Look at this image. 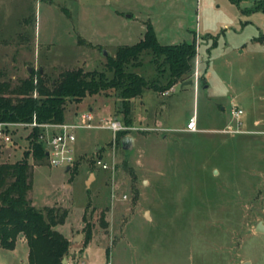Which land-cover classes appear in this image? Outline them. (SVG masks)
I'll return each instance as SVG.
<instances>
[{"label": "rangeland", "instance_id": "obj_1", "mask_svg": "<svg viewBox=\"0 0 264 264\" xmlns=\"http://www.w3.org/2000/svg\"><path fill=\"white\" fill-rule=\"evenodd\" d=\"M256 1L0 0V72L12 84L28 67L110 78L106 57L148 25L160 44L196 42L197 84L178 82L167 95L144 89L129 123L115 89L65 103L64 123L85 113L94 123L115 118L134 138L125 151L117 132L76 128L69 163L34 164L32 205L68 211L55 228L70 238L69 264H264V233L255 231L264 224V13L250 10ZM126 70L167 83L150 52ZM233 109L242 110L237 119ZM191 116L197 130L185 131ZM30 132L9 131L10 148L0 139V162L20 159ZM2 253L0 264L28 262L27 244Z\"/></svg>", "mask_w": 264, "mask_h": 264}, {"label": "trees", "instance_id": "obj_2", "mask_svg": "<svg viewBox=\"0 0 264 264\" xmlns=\"http://www.w3.org/2000/svg\"><path fill=\"white\" fill-rule=\"evenodd\" d=\"M250 10L264 13V0L256 1ZM145 51L152 53L158 70L167 71V83L148 81L126 70L129 64L138 62ZM196 52L195 39L163 45L148 25L140 40L132 45H119L113 56L106 57V68L112 73L110 78L105 71H88L82 67L63 69L55 77L32 68L26 77L12 84L3 80L0 72V122H30L35 116L38 123H61L67 101L78 102L86 94L115 89L120 98L117 110L129 123L132 99L142 95L144 89L161 93L190 79ZM41 130L40 127L31 130L30 147L20 159L0 162V247L12 250L17 239L23 236L28 247V264H64L62 259H67L71 242L55 227L65 221L67 209L57 205L37 208L29 198L33 166L47 158L44 143L39 140ZM122 137L123 132H117L115 143L121 145ZM90 236L88 228L85 242Z\"/></svg>", "mask_w": 264, "mask_h": 264}, {"label": "built area", "instance_id": "obj_3", "mask_svg": "<svg viewBox=\"0 0 264 264\" xmlns=\"http://www.w3.org/2000/svg\"><path fill=\"white\" fill-rule=\"evenodd\" d=\"M192 81L197 84L198 74L195 72V77ZM173 86L163 92L161 95H167ZM36 93H34V96ZM242 113L241 109H233L231 115L234 118H238ZM30 128L32 130L34 127H40L41 134L39 135V140L42 141L46 147V155L52 165H62L64 162L69 163L72 160L71 148L75 141V136L73 130L76 128H97V129H109L113 133L120 130H124L127 127L124 126L117 119H99L97 123H94V118L91 113H85L81 116L79 123H38L36 122L35 116H33L32 121H2L0 122V139L3 143L12 144V139L9 135V131L17 128ZM46 128L52 129L53 134L47 139L45 135ZM44 129V130H43ZM185 131H196L197 121L195 116H191L184 127ZM98 166L102 169H107L108 165L101 161L100 159L96 161ZM83 264V262L81 263Z\"/></svg>", "mask_w": 264, "mask_h": 264}, {"label": "water", "instance_id": "obj_4", "mask_svg": "<svg viewBox=\"0 0 264 264\" xmlns=\"http://www.w3.org/2000/svg\"><path fill=\"white\" fill-rule=\"evenodd\" d=\"M28 71H30V68H29V67H28ZM41 71H42V70H41ZM192 82H193L192 79H188V80L182 82V83L180 84V86L183 87V86H185V85L192 84ZM133 146H134V138H133L132 136H130V135H126V136L122 137V139H121V148H122L123 150H125V151H130V150L133 149ZM255 231L260 232V233H264V224H263L262 221H259V222L256 224V226H255ZM79 236H80V235H79ZM74 240H75V239H74ZM74 240H73V241H74ZM62 262H63L64 264H66V258H65V257L62 259ZM240 264H251V262H250V261H244V262H242V263H240Z\"/></svg>", "mask_w": 264, "mask_h": 264}, {"label": "crops", "instance_id": "obj_5", "mask_svg": "<svg viewBox=\"0 0 264 264\" xmlns=\"http://www.w3.org/2000/svg\"><path fill=\"white\" fill-rule=\"evenodd\" d=\"M114 53L115 52H113V55H114ZM105 55H106V52H105ZM174 88V87H173ZM7 145V147H11V144L10 143H7L6 144ZM69 239V241H70V238H68ZM17 243H24V244H26V241H25V239H24V237L23 236H20L18 239H17V241H16V245H17ZM15 245V246H16ZM4 249L5 248H1L0 247V254H3L2 252H4ZM27 250H28V247H27ZM28 254V253H27ZM74 256V254L72 255V257ZM27 264H28V262H27ZM66 264H69V261L66 259Z\"/></svg>", "mask_w": 264, "mask_h": 264}]
</instances>
